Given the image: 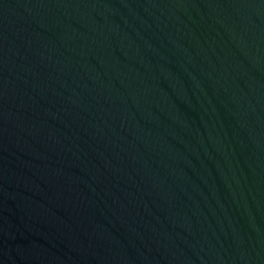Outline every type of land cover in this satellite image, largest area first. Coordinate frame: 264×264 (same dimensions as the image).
<instances>
[{"label": "water", "instance_id": "1", "mask_svg": "<svg viewBox=\"0 0 264 264\" xmlns=\"http://www.w3.org/2000/svg\"><path fill=\"white\" fill-rule=\"evenodd\" d=\"M0 264H264V0H0Z\"/></svg>", "mask_w": 264, "mask_h": 264}]
</instances>
